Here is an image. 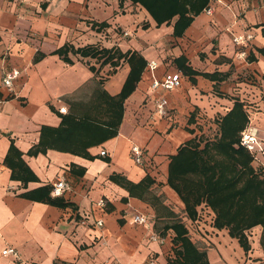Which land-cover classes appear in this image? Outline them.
Segmentation results:
<instances>
[{
	"label": "crops",
	"instance_id": "0c3cea01",
	"mask_svg": "<svg viewBox=\"0 0 264 264\" xmlns=\"http://www.w3.org/2000/svg\"><path fill=\"white\" fill-rule=\"evenodd\" d=\"M175 21L157 26L131 0H0V264H172L174 233L158 231L169 223L166 214H175L171 205L185 208L168 185L171 157L209 126L218 127L210 121L225 116L236 99L245 104L248 126L264 140V0H209L182 37L174 36ZM65 48L72 63L57 53ZM88 48L109 50L114 59L105 63L107 56L76 53ZM135 52L147 66L124 102L116 137L90 147V159L53 149L29 155L42 127L58 128L71 111L85 113L100 91L117 97L131 71L117 53ZM180 58L200 74L225 79L190 78L177 67ZM5 69L21 72L12 90L3 86ZM171 73L180 74V88H152L154 79ZM161 98L169 102L166 117L156 111ZM90 112L95 115V108ZM12 144L36 180L12 178L6 163ZM134 146L143 151L142 164L132 157ZM115 176L133 184L151 177L163 207L130 197ZM61 178L71 186L61 197L72 206L22 196ZM137 214H145L148 224H134ZM183 215L177 220L210 264L264 263L262 227L253 229L254 238L248 232L245 251L229 230L212 223L196 228ZM153 234L165 242L152 241ZM8 248L17 256H4Z\"/></svg>",
	"mask_w": 264,
	"mask_h": 264
},
{
	"label": "trees",
	"instance_id": "16d2710c",
	"mask_svg": "<svg viewBox=\"0 0 264 264\" xmlns=\"http://www.w3.org/2000/svg\"><path fill=\"white\" fill-rule=\"evenodd\" d=\"M131 1L144 7L157 26L171 24L176 20L175 37H182L194 18L209 3V0ZM68 52L65 48L57 53L67 63H72L67 57ZM259 52L264 56V49ZM76 53L93 57L107 56L105 63L114 59L111 51L105 49H79ZM117 54L118 59L125 58L131 67L121 93L117 97H110L100 91L95 100L86 105L88 109L85 113L71 111L62 117L58 128L42 127L40 142L29 155L53 149L90 159V147L117 136L123 118L124 102L135 91L147 66L144 57L136 52ZM186 63L185 58L176 60L177 67L190 78L203 75L210 80L225 79V76L219 78L218 73L200 74ZM92 108L96 110L95 115L90 112ZM248 124L245 104L236 99L232 109L218 121L219 137L214 141H206L203 147L199 138L180 147L177 154L171 157L168 175V185L179 195L185 211L193 221L197 219L198 209L205 205L215 215L213 226L229 230L230 236L236 238L245 251L250 250L248 232L259 226L262 227L261 246L264 250V170L259 164H254V157L241 145L242 133ZM21 157L22 153L12 144L6 163L13 170L12 178L26 184L31 179L36 180V176ZM84 172L85 169H82V173ZM113 180L126 188L130 197L149 202L154 207H163L160 198L151 191L154 184L151 177L147 176L138 184L119 176L113 177ZM52 188V185H48L22 196L57 207L72 206L62 197H52ZM166 217L169 223L164 227L163 235L168 231L174 233L172 242L175 259L171 261L172 264H210L207 252L198 249L189 239L185 224L179 222L173 212L169 211Z\"/></svg>",
	"mask_w": 264,
	"mask_h": 264
},
{
	"label": "built area",
	"instance_id": "2783aa9c",
	"mask_svg": "<svg viewBox=\"0 0 264 264\" xmlns=\"http://www.w3.org/2000/svg\"><path fill=\"white\" fill-rule=\"evenodd\" d=\"M211 12H212V8L209 7L207 9V13L211 14ZM234 41L237 44H240L241 38L239 39L235 38ZM150 68L154 70L157 68V65L155 63H151ZM20 73L21 72L19 69H9V70L5 69L2 79L3 86L6 87L7 89L12 90L14 87V83L19 77ZM181 86H182V78L180 74L177 73L166 74L161 79H154L152 83V88L154 90L174 91L180 88ZM1 103L2 101L0 100V105ZM168 107H169V102L166 98L159 99L156 102L157 114L161 117H166L168 115ZM62 110L64 111L65 109ZM241 145L251 153V155L254 157V162L264 168V140L258 137V130L256 127L252 125L247 126L246 130L242 133ZM101 155L105 156L106 152L102 151ZM132 157L137 164H142L143 161L142 149L138 146H134L132 148ZM52 187H53L51 193L52 197H61L66 191H68L71 188L69 182L64 178L58 179L56 182L53 183ZM99 205L101 207H104L105 203L102 201L99 203ZM206 209L207 208L204 205V207L199 210L201 212V215L203 210H205V212H208L206 211ZM206 216H208L206 221H205V216L202 215L200 218H197L196 221L193 222V224L196 225L195 226L196 228H200V227L202 228L203 226L209 223L213 224L215 215L213 213H207ZM148 221H149L148 217L145 214H137L133 217V223L139 226L147 225ZM97 224L99 226H102L103 222L98 221ZM150 239L152 241H156L162 244L165 242L164 238L156 234L151 235ZM2 254L4 256H8V255L17 256V252L12 248H8L4 250ZM150 264H155V263L151 262Z\"/></svg>",
	"mask_w": 264,
	"mask_h": 264
},
{
	"label": "rangeland",
	"instance_id": "374dc122",
	"mask_svg": "<svg viewBox=\"0 0 264 264\" xmlns=\"http://www.w3.org/2000/svg\"><path fill=\"white\" fill-rule=\"evenodd\" d=\"M223 112H225V110H223ZM219 117H220V115H219ZM210 123L211 124H213V125H216V124H218V120L217 119H215V120H212V121H210ZM207 125V124H206ZM203 127V126H202ZM219 125H218V127L217 126H209L208 128H207V130H206V132L205 133H202V134H199L198 135V137H201V138H199L201 141H202V147H203V145H204V143L206 142V141H214L215 139H217L218 137H219ZM255 165L256 166H258L256 163H255ZM263 170H264V168H262ZM174 209H175V215H176V219H178L179 220V216L180 215H183L184 213H185V208H183V206H181L180 204H173V205H171ZM207 209H206V211H208V212H205V210H203L202 211V215L203 216H205V221L207 220V217L208 216H206L207 215V213H213V211L211 210V209H209L208 207H206ZM200 209H198V216H197V218H200L202 215H201V212L199 211ZM183 217L185 218V216L183 215ZM187 217V216H186ZM183 218V219H184ZM193 221V220H192ZM194 221H196V220H194ZM193 221V222H194ZM158 231H159V233L160 234H163L164 233V226L162 225H160L159 226V228H158ZM255 235V231L252 229V231L250 232V235H251V237H253L254 238V235ZM173 249H174V247H173ZM174 252V251H173ZM175 258H172V260H174Z\"/></svg>",
	"mask_w": 264,
	"mask_h": 264
}]
</instances>
